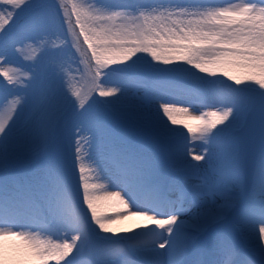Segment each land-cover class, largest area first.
Instances as JSON below:
<instances>
[{
    "label": "snow or ice",
    "instance_id": "obj_1",
    "mask_svg": "<svg viewBox=\"0 0 264 264\" xmlns=\"http://www.w3.org/2000/svg\"><path fill=\"white\" fill-rule=\"evenodd\" d=\"M0 264H264V0H0Z\"/></svg>",
    "mask_w": 264,
    "mask_h": 264
},
{
    "label": "rangeland",
    "instance_id": "obj_2",
    "mask_svg": "<svg viewBox=\"0 0 264 264\" xmlns=\"http://www.w3.org/2000/svg\"><path fill=\"white\" fill-rule=\"evenodd\" d=\"M69 10H71V6H69ZM78 56H79V54H78ZM73 67L75 68L76 66L73 65ZM80 67H81V71H83L85 66H84V65H81ZM75 75L77 76V79H79V73H76ZM79 86H80V85H77V87H79ZM177 107H188V105H177ZM200 111H204V110H203V109H200V110H198V111H196V112H192L191 108H189V112H190L191 115L199 116ZM177 119L180 120V119H183V117H182L181 115L178 114V115H177ZM175 127L183 128V125H182V124H178V125H176ZM184 132L187 133V129H184ZM199 143H200V141L197 140V139H192V140L190 141V146L193 147L194 154H196V153H195V145H196V144H199ZM85 156H86V154H85ZM90 167H92V166H91L90 163L85 159L86 173L89 174V175H93V173L89 171V168H90ZM104 183H106V182H104ZM109 190H110V191H116L117 189H109Z\"/></svg>",
    "mask_w": 264,
    "mask_h": 264
},
{
    "label": "bare ground",
    "instance_id": "obj_3",
    "mask_svg": "<svg viewBox=\"0 0 264 264\" xmlns=\"http://www.w3.org/2000/svg\"><path fill=\"white\" fill-rule=\"evenodd\" d=\"M127 223V222H126Z\"/></svg>",
    "mask_w": 264,
    "mask_h": 264
},
{
    "label": "trees",
    "instance_id": "obj_4",
    "mask_svg": "<svg viewBox=\"0 0 264 264\" xmlns=\"http://www.w3.org/2000/svg\"><path fill=\"white\" fill-rule=\"evenodd\" d=\"M78 55V54H77Z\"/></svg>",
    "mask_w": 264,
    "mask_h": 264
}]
</instances>
